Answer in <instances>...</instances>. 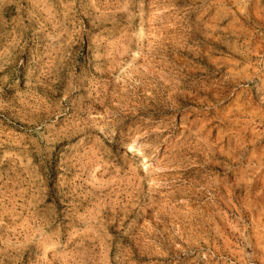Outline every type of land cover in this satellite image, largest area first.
Segmentation results:
<instances>
[{"label":"rangeland","instance_id":"1","mask_svg":"<svg viewBox=\"0 0 264 264\" xmlns=\"http://www.w3.org/2000/svg\"><path fill=\"white\" fill-rule=\"evenodd\" d=\"M0 264H264V0H0Z\"/></svg>","mask_w":264,"mask_h":264}]
</instances>
